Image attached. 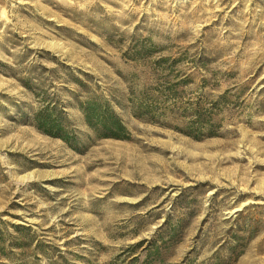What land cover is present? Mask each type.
<instances>
[{"label": "rangeland", "instance_id": "374dc122", "mask_svg": "<svg viewBox=\"0 0 264 264\" xmlns=\"http://www.w3.org/2000/svg\"><path fill=\"white\" fill-rule=\"evenodd\" d=\"M0 221V264H264V0H0Z\"/></svg>", "mask_w": 264, "mask_h": 264}, {"label": "trees", "instance_id": "16d2710c", "mask_svg": "<svg viewBox=\"0 0 264 264\" xmlns=\"http://www.w3.org/2000/svg\"><path fill=\"white\" fill-rule=\"evenodd\" d=\"M46 93L42 95L45 96ZM80 109L85 123L94 132L97 138L129 139L130 133L123 124L119 115L101 95H93L80 102ZM33 125L42 133L59 138L71 148H78V134L71 122L67 120L60 104L45 100L34 113ZM5 222L0 221V224ZM16 228L22 225H14Z\"/></svg>", "mask_w": 264, "mask_h": 264}]
</instances>
